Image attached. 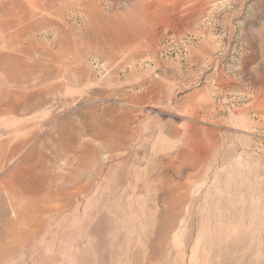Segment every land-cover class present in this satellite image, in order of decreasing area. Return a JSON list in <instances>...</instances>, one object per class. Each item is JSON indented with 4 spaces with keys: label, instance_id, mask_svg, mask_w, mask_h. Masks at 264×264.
Returning <instances> with one entry per match:
<instances>
[{
    "label": "rangeland",
    "instance_id": "374dc122",
    "mask_svg": "<svg viewBox=\"0 0 264 264\" xmlns=\"http://www.w3.org/2000/svg\"><path fill=\"white\" fill-rule=\"evenodd\" d=\"M0 264H264V0H0Z\"/></svg>",
    "mask_w": 264,
    "mask_h": 264
},
{
    "label": "bare ground",
    "instance_id": "6f19581e",
    "mask_svg": "<svg viewBox=\"0 0 264 264\" xmlns=\"http://www.w3.org/2000/svg\"><path fill=\"white\" fill-rule=\"evenodd\" d=\"M121 34H122V33H121ZM121 34H120V35H121ZM21 185H22V184H21ZM33 186H34V185H33ZM20 188H21V187H20ZM34 188H35V187H34ZM26 189H27V188H26ZM32 191H33L32 194H35V193L37 192L36 190H35V191H36V192H35L34 189H33Z\"/></svg>",
    "mask_w": 264,
    "mask_h": 264
}]
</instances>
